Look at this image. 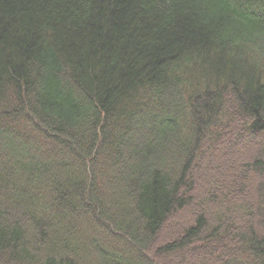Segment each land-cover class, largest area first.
I'll use <instances>...</instances> for the list:
<instances>
[{"label":"trees","instance_id":"obj_1","mask_svg":"<svg viewBox=\"0 0 264 264\" xmlns=\"http://www.w3.org/2000/svg\"><path fill=\"white\" fill-rule=\"evenodd\" d=\"M0 264H264V0H0Z\"/></svg>","mask_w":264,"mask_h":264},{"label":"rangeland","instance_id":"obj_2","mask_svg":"<svg viewBox=\"0 0 264 264\" xmlns=\"http://www.w3.org/2000/svg\"><path fill=\"white\" fill-rule=\"evenodd\" d=\"M180 221H188V219L184 216H182V218H179Z\"/></svg>","mask_w":264,"mask_h":264}]
</instances>
